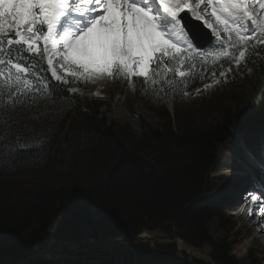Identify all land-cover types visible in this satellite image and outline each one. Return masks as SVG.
<instances>
[{"label": "trees", "instance_id": "trees-1", "mask_svg": "<svg viewBox=\"0 0 264 264\" xmlns=\"http://www.w3.org/2000/svg\"><path fill=\"white\" fill-rule=\"evenodd\" d=\"M208 52L185 68L192 74L187 88L200 85L216 69L218 61ZM24 62L35 63L37 73L53 85L59 84L63 93L38 103L27 99L18 105L12 113L10 130H6L5 114L0 112V231L15 234L11 243H0V262L10 259L36 262L49 237L54 241L80 243L77 228L82 225L91 231L98 249L108 237H117L121 231L128 238L144 230L150 233L159 230L177 234L185 245L200 250L207 242L204 221L218 208L200 199L207 189L205 178L211 169L215 145L245 128L263 125L264 106L247 115L250 124L234 133H228L232 118L223 124L195 129L192 113L196 106L191 104L180 112L176 110V130L168 122L159 131L148 130L133 136L126 128L124 131L115 125L105 127V122L84 113L83 108L95 109L98 105L86 95L72 96L67 86L45 71L43 61L42 67L35 61ZM253 66L264 73L258 64ZM132 79L134 84L126 79H110V83H130L134 96L157 115H161L160 108L166 101H182V91L175 98L170 95L162 100L157 98L155 93L163 96L165 92L177 91L166 82L161 91L160 77L155 86L142 85V78ZM37 95L47 97L43 88ZM223 99L224 92L203 102L201 107H220ZM68 119L63 157L58 161L60 171L56 170L55 177L43 184L18 179L17 176L27 172L46 171L53 166L51 151ZM17 134L21 140L33 144L43 138L42 147L21 149L14 157L6 158L5 153L13 146ZM144 149L156 154L148 158ZM70 165L73 167L67 173L66 166ZM91 209L96 220H91ZM173 249L172 245H161L157 251L149 252L139 246H120L107 249L104 256L109 264H117L118 256L124 258V264H187L174 257ZM213 254L215 264H230L231 259L221 245H216ZM190 264L210 263L193 258Z\"/></svg>", "mask_w": 264, "mask_h": 264}, {"label": "snow or ice", "instance_id": "snow-or-ice-1", "mask_svg": "<svg viewBox=\"0 0 264 264\" xmlns=\"http://www.w3.org/2000/svg\"><path fill=\"white\" fill-rule=\"evenodd\" d=\"M255 4L260 13L247 0H0V112L5 114L6 130L13 122L12 113L27 99L38 103L63 93L59 84L37 73L35 63L24 61L42 67L46 59L45 71L63 84L69 82L68 76L76 82L107 78L133 84L135 77L142 78V85L155 86L160 77L161 91L164 82L177 91L155 93L158 99L175 98L181 91L187 97L184 89L192 74L185 68L207 51L196 46L191 34L185 46L176 41L178 29L184 28V14L190 13L211 30L215 41L209 46L220 49L212 54L214 59L231 56L229 48L241 49L234 57L239 65L244 46L253 39L264 43V0ZM41 88L47 97L37 95ZM42 142L43 138L33 144L17 134L5 156L40 148ZM261 157L259 166L264 169V151ZM259 195L264 197V191ZM251 199L256 201L257 195Z\"/></svg>", "mask_w": 264, "mask_h": 264}, {"label": "rangeland", "instance_id": "rangeland-1", "mask_svg": "<svg viewBox=\"0 0 264 264\" xmlns=\"http://www.w3.org/2000/svg\"><path fill=\"white\" fill-rule=\"evenodd\" d=\"M248 6L250 8L254 7L255 12L259 11L257 13H260L261 11L259 6L255 4V0H250V2H248ZM207 18L210 19V16ZM209 31L211 33L210 29ZM178 32H180V35L176 37V41L179 42L180 46H185L188 36L184 30L181 31L178 29ZM257 35H259L258 32ZM225 39L227 38L225 37ZM213 41H215L214 36ZM251 44H253V46L251 45L248 47L250 45L248 44L242 49L245 51V57L241 60L239 65L236 64L234 57L239 55V51L241 49H236L233 52V50L229 48L228 51H231V56H221L219 59H217L218 64L216 69L211 71L207 79L200 85L187 88L186 91H188L190 95L185 97L182 94V101H179L178 103H174L173 100L166 101L162 108H160L161 115L154 113L153 109L148 104H145V102L136 98L133 94L131 84L128 82L125 83V85L122 83H116L115 85H112L110 83V79L107 78L97 80L94 83L91 81L76 82L72 77L68 76L67 79L69 82L64 85L67 86L68 91L72 88L78 89V91L75 93L69 91L72 96L80 97L82 95H86L89 100L94 102V105H98H95V109H89L88 107L83 108L82 111L84 113L93 119L96 118L97 121L105 122V127L115 125L123 128L124 131L127 129L132 133L133 136H140L143 132L148 130L159 131L168 122L170 123L171 127L176 130V110L180 112L191 104H195L196 106L194 108V112L192 113L195 129L204 127L206 128L209 126L223 124L224 120L227 118L231 119L234 116H237L236 120H238V118L240 119L242 116H247L251 112L257 111L260 109V107L264 106V73H259L253 66V64H258V67L264 72V43H257V41L253 39ZM219 50L220 49L216 47H210L207 51H209L208 54L213 56L212 54ZM43 62L47 66L46 59L43 60ZM49 72L51 75L50 70ZM221 72H225V76H221ZM60 74L64 75L63 71H60ZM217 80L219 83H215ZM205 84L211 86L206 89L204 87ZM197 89H200L199 93H197ZM223 92L224 99L222 100L223 104L221 105L222 107L220 106L221 108L211 107L212 105H208L207 107H210L208 109L201 107L203 102H209L213 97H216L218 94ZM214 94H216V96H213ZM229 123L230 128H228V133H231L233 132V129H231L233 122L229 121ZM69 124L70 119H68L66 122L64 129L61 131L58 137L56 145L51 151L53 166L46 169V171L33 170L27 172L24 175L17 176L18 179L25 180L28 183L43 184L44 182L51 181L55 177V174H57L56 170L60 171L58 161L63 157L62 144L64 142L63 139L66 137ZM234 125L236 126L237 124L234 123ZM250 135H256V138L258 139L262 137V140L264 141V126L255 129H246L242 133L235 136L233 134V138L227 139L222 141V143L215 145V152L213 153L214 160L212 156V169L209 171V173H207L205 178L206 182L204 188L207 187V192L204 191V194L201 197V199L205 200L204 202L207 204L218 206V208L215 210V214L210 215L204 221L203 229L206 233L207 242L201 246L202 248L200 250L196 251L193 249V251L202 254V256L212 258L216 245H221L224 251L227 253V257L231 259L230 264H241L242 259L247 262L246 264H264V250L262 251V249H264L263 242L254 240V236L256 235L254 234V230L252 232L248 231L251 226L250 223L245 219L249 220V218H246V216L245 219L239 218L236 215L238 213V210L236 209L238 208V199L235 200L234 196H238V186L236 187V193H233L232 188H230L228 191H231L224 195V187L220 192H217V190H219L222 185L220 184V180L216 183L219 176L227 173L216 166V161L224 154L228 155L232 160H235L233 164L236 166L240 164V155L242 152V155H245V157H247V153L249 157L250 152H254L255 154L253 155L252 160L258 158L261 145H257L254 150H247L248 147L246 142L255 138L249 137V139H247L246 136ZM235 148L237 153L236 156H234L233 152L232 154L229 152V149L233 151ZM143 153L146 156L148 155V158L154 156L151 154H156L153 150L147 149H144ZM71 157L74 156H69V158ZM76 158L82 161L79 155H76ZM72 161L76 162L77 160L72 159ZM72 167L73 165H70V167L66 166L67 173L69 172V169H72ZM1 179L2 178H0V180ZM246 215L248 216V213ZM93 216V212H90L91 220H96V217ZM163 232L164 233L156 230L153 232L154 237L148 238V242H137L135 246H139L141 250L153 252L157 251L161 245H172L174 246V249L171 251V253L174 255V257L177 260H183V262L190 264L192 259L195 257H192L179 250L173 242H150L153 240V238L172 240L175 237H178L176 236L177 234L170 235L169 232ZM262 233L264 234V231ZM77 234L84 239H89L91 237V231L87 227L79 226L77 228ZM14 235L15 234L0 231V243H11L12 237ZM178 238L181 239L180 237ZM96 246V242L95 244H92V247H88L86 245L85 250L77 253L72 252V250L67 252L66 250L62 249L60 254L66 255L64 257L60 255L58 259L53 260V257L51 256V261L49 262H44L38 257L36 258V262L30 263V261H27L25 264H105V262H108L109 260L106 259L103 252L97 250ZM113 248L114 247L112 246L110 249ZM123 259L124 258L122 256H118L117 264H124L125 262H123ZM3 264L17 263L8 262Z\"/></svg>", "mask_w": 264, "mask_h": 264}, {"label": "water", "instance_id": "water-1", "mask_svg": "<svg viewBox=\"0 0 264 264\" xmlns=\"http://www.w3.org/2000/svg\"><path fill=\"white\" fill-rule=\"evenodd\" d=\"M182 23L184 25V28H183L184 32L186 34H191L195 38L194 42L198 48L207 49L210 47L209 45L213 41V36L210 33V31H208L203 26V24L201 22L193 19L190 16V13H186V14H184V19H183ZM235 117L236 116H234L232 118L233 125L231 126L232 127L231 129H233V132L234 131L236 132V130H239L240 128L250 124L249 120H248V116L247 117L242 116L239 119V122H238V120L234 119ZM234 123L237 125L235 126ZM260 126L262 127V126H264V124L260 125ZM90 212H93V215L96 217L93 209H91L89 211V215H90ZM81 227H85V226L82 225ZM153 236H154L153 233H150V232H147L146 230H144L140 234H138L137 236H132V237L127 238L126 235L123 233V231H121L117 237H113V238L108 237L106 239L105 243L103 244V250L105 248H108V250H111L110 248L112 246L114 248H117L120 246H135L137 242L146 243V242H148V238H151ZM157 241L158 242L165 241V242H171V243L173 242L176 245V247L179 250L183 251L184 253H186L192 257L208 261L210 264H215L214 261L212 260V258H209L207 256H202V254L196 252L197 251L196 249H194L196 251H193L192 247L185 245L184 242L181 239H179L178 237H175L172 240H170V239L162 240L159 238H154L150 242L153 243V242H157ZM92 242L95 243V240L92 237H90L89 239H87V238L84 239L82 237V240L80 243H75V242L66 243V242H62L61 240L54 241L52 238L49 237L47 246L43 250L42 254L37 255V258L39 257L44 262H47V261L49 262V261H51V256H52L53 260H56L61 255L60 253L62 252V249L66 250L67 252H70V250H72V252H75V253L82 252L83 250L86 249V245L88 247H92V244H93ZM93 250H95V249H93ZM153 252H155V251H153ZM61 256L64 257L66 255H61ZM28 260L29 259L16 261L14 259H10V260L4 261V262H0V264L8 263V262H10V263L14 262L17 264H25ZM105 264H109V263L105 262Z\"/></svg>", "mask_w": 264, "mask_h": 264}, {"label": "bare ground", "instance_id": "bare-ground-1", "mask_svg": "<svg viewBox=\"0 0 264 264\" xmlns=\"http://www.w3.org/2000/svg\"><path fill=\"white\" fill-rule=\"evenodd\" d=\"M191 2V0H190ZM247 2H250V0H247ZM258 5V4H257ZM251 6V5H250ZM259 12V11H256ZM192 17V16H191ZM194 19V18H193ZM211 19V18H210ZM201 22V21H199ZM202 23V22H201ZM203 24V23H202ZM204 26V25H203ZM206 28V27H205ZM208 31L209 29L206 28ZM212 34V33H211ZM213 36V35H212ZM261 126H258L257 128H259ZM263 127V126H262ZM247 129H251V128H247ZM255 129V128H254ZM246 130V129H245ZM244 131V130H243ZM242 131V132H243ZM241 132V133H242ZM240 134V133H238ZM237 135V134H236ZM249 137H255L253 138V140L251 141H247L246 145L248 147L247 150H254L255 147L257 145H261V151H263L264 149V141L261 138H256V135H250V136H246L247 139H249ZM244 145V142H243ZM240 148V147H239ZM238 150V149H237ZM230 154H234V156L237 155L236 153V148L231 151L229 149ZM239 152V151H238ZM247 153V152H246ZM238 157H239V153H238ZM247 157H248V153H247ZM213 160H214V156H213ZM262 158H258L253 159L252 163H258L261 162ZM235 162V160H232L228 155L224 154L223 156H221L217 161H216V166L219 169H222L224 171H226L227 173L219 176L217 178L216 183L220 180V184L221 188L219 190H217V192H220L221 189H225V191H223V194L226 195L227 193H229L230 191H228L230 188H232L233 193H236L235 191L237 190V186H238V196H234L235 200L238 199V208H236L238 210V213L236 214L239 218H244L245 216L246 218L248 217L249 220L245 219L247 222L250 223V228L248 229L249 232H252L254 230V234H256L254 236V240L256 241H262L264 244V234L262 233L264 231V198H260L259 196V189L257 188V184H254V180L252 177H248V178H243L242 177L239 179L238 181V185L235 186L236 184V180H237V176H236V170H238V166H236L235 164H233ZM244 167V166H243ZM242 167V168H243ZM245 167H249V165H245ZM264 180V179H263ZM235 187V189H234ZM207 190V189H206ZM205 190V192H207ZM204 194V193H203ZM202 194V195H203ZM255 194L257 195V200L256 201H252L251 196ZM202 197V196H201ZM201 199V198H200ZM203 200V199H201ZM205 201V200H203ZM248 213V216L246 215ZM251 213V214H250ZM237 217V218H238ZM262 219V220H261ZM244 220V221H245ZM261 220V221H260ZM260 221V223H259ZM234 222V221H233ZM259 223V224H258ZM240 230V229H238ZM247 231V232H248ZM259 231V232H258ZM239 232V231H238ZM239 235V234H238ZM243 236V234H242ZM154 237V236H153ZM154 239V238H153ZM125 240V239H124ZM95 244V243H94ZM108 248H105L103 250V246L101 249H98L100 252H105ZM264 249H262L263 251ZM251 252V251H250ZM251 254V253H250ZM254 254V253H253ZM250 256V255H249ZM251 258V256H250ZM249 259V258H248ZM247 259V261H248ZM250 260V259H249ZM124 261V260H123ZM183 262V260H182ZM247 262L242 259L241 260V264H246Z\"/></svg>", "mask_w": 264, "mask_h": 264}, {"label": "clouds", "instance_id": "clouds-1", "mask_svg": "<svg viewBox=\"0 0 264 264\" xmlns=\"http://www.w3.org/2000/svg\"><path fill=\"white\" fill-rule=\"evenodd\" d=\"M246 129V128H245ZM236 134H238V133H234V136L236 135ZM233 136V137H234ZM232 137V138H233ZM255 153H250L249 154V157L247 158V157H245V160L247 161V163H251L252 164V158H253V155H254ZM238 162V161H237ZM242 164V160L240 161V164L238 165V170H236V176H237V180H236V184H235V186L236 185H238V181H239V179L242 177L241 176V174H239L242 170H244L245 168L241 165ZM243 167V168H242ZM212 169V168H211ZM210 169V170H211ZM255 172H256V170H254V171H252V172H250V173H248V174H246V176L244 177H242V179L243 178H248V177H252L253 178V180H256L255 178H254V174H255ZM239 174V175H238ZM256 176V175H255Z\"/></svg>", "mask_w": 264, "mask_h": 264}]
</instances>
